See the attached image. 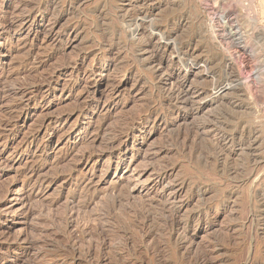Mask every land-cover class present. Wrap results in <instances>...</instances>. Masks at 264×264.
<instances>
[{
	"label": "rangeland",
	"instance_id": "obj_1",
	"mask_svg": "<svg viewBox=\"0 0 264 264\" xmlns=\"http://www.w3.org/2000/svg\"><path fill=\"white\" fill-rule=\"evenodd\" d=\"M152 25L183 50L165 64H197L196 105L162 97ZM0 235V264H264V0H0Z\"/></svg>",
	"mask_w": 264,
	"mask_h": 264
},
{
	"label": "bare ground",
	"instance_id": "obj_2",
	"mask_svg": "<svg viewBox=\"0 0 264 264\" xmlns=\"http://www.w3.org/2000/svg\"><path fill=\"white\" fill-rule=\"evenodd\" d=\"M127 16V15H126ZM128 16H129V14H128ZM147 16V15H146ZM146 16H143L142 18H140L141 20L143 19V21L146 19ZM26 17V16H25ZM133 17H134V19H135V16L133 15ZM123 21H125V22H127L128 20H125V19H123ZM136 21H138L137 20V18H136ZM129 22H133V19L132 18H130L129 19ZM145 23V22H144ZM126 24V23H125ZM152 24V23H151ZM144 24H142V23H140V24H138V28L139 27H142ZM107 26H109V25H107ZM131 26H134V25H131ZM149 26V25H148ZM126 27V26H125ZM137 27V26H136ZM4 28V27H3ZM121 28V27H120ZM152 28H153V25H152ZM121 30H123V29H121ZM125 30V29H124ZM153 30L154 31H157V32H154L153 34L155 35V37H159V41H161V40H164L165 42H164V44L163 45H155V48H154V50L152 51V61H151V64H157V66H158V68H160V74H159V76L160 77H162L163 75H165L166 76V80L164 81V82H167V83H169L171 86V88L168 90V92L167 93H163L164 95L162 96V97H164V98H168L172 103H173V105H174V109H176L177 110V108H178V106H180V107H182V108H188V107H191V106H194V105H196L195 103V99H196V97H197V94H198V91L196 90V88L194 87V84L197 82L194 78H193V76H192V72L194 71V69H195V66L197 65L195 62H186V63H183V64H185V65H183L184 66V69H171V67H170V65H167V64H165V62H164V57H166V55H169V56H173L174 54L177 56L176 57V59H177V62H182L183 60H182V58H181V56H182V52L181 51H183V50H179L178 49V47H177V45L174 43H172L171 41H172V37H171V35H166L165 33H162L161 31H160V29L159 28H157V26H154V28H153ZM163 30V29H162ZM175 32V31H174ZM120 33V32H119ZM119 33H118V35H119ZM126 33V32H125ZM142 34V33H141ZM145 34V33H144ZM149 35L148 34V36H146V34L145 35H143L144 36V43H145V46L146 47H150V46H152V44H153V40H155V39H153L154 38V35ZM129 36V35H128ZM127 36V37H128ZM142 36V35H141ZM143 38V37H142ZM173 40H175V39H173ZM111 41V40H110ZM120 41V40H119ZM142 42V43H143ZM174 42V41H173ZM135 44H137V43H135ZM159 44V43H158ZM118 45V44H117ZM116 45V46H117ZM122 45V44H121ZM30 47V46H29ZM120 47V46H119ZM113 48V47H112ZM139 48V47H138ZM144 48V47H143ZM129 49V48H128ZM188 49V48H187ZM145 50V49H144ZM143 50V51H144ZM147 51H149L148 49H146ZM145 50V51H146ZM173 53V54H172ZM191 53H192V51L191 50H187V52H185V53H183L184 54V56H191ZM4 56V55H3ZM141 57V56H140ZM174 57V56H173ZM172 57V58H173ZM183 57V56H182ZM135 58V57H134ZM139 57H137V59H138ZM151 58V57H150ZM139 60V59H138ZM190 60V59H189ZM207 60V59H206ZM118 62V61H117ZM117 62H116V64H117ZM207 62V61H206ZM26 63V62H25ZM24 63V64H25ZM167 63V62H166ZM180 63H178L177 64V66L180 64ZM119 64H121V63H119ZM137 65V64H136ZM139 65V64H138ZM207 65V64H206ZM63 66V65H62ZM67 66V65H66ZM69 66V65H68ZM67 66V67H68ZM107 67H109L108 65H106ZM148 66H151V65H148ZM156 66V65H155ZM106 67V68H107ZM147 67V66H146ZM145 67V68H146ZM69 68V67H68ZM153 69V68H152ZM156 69V68H155ZM205 69V68H204ZM207 69V68H206ZM152 71V70H151ZM208 72H209V70H207ZM206 71V72H207ZM23 73V72H22ZM204 73V72H203ZM153 75V74H152ZM199 75V74H198ZM158 77V76H157ZM164 77V76H163ZM198 77V76H197ZM200 77V76H199ZM79 78V77H78ZM159 79V78H158ZM164 79V78H163ZM78 80V79H77ZM48 82V81H47ZM77 82V81H76ZM206 83V82H205ZM207 83H208V81H207ZM224 83V82H223ZM226 83V82H225ZM240 83V82H239ZM46 84H49V83H46ZM160 84V83H159ZM164 85H166V84H164ZM221 85V84H220ZM232 85V84H231ZM208 86V85H207ZM224 86V85H223ZM221 86L222 88H219V90L217 91V92H215V94L217 95V97H216V99H218L217 101H212V100H209V101H206L207 102V104L208 103H212L213 105H216V106H219V108H221L222 106H227V107H229L228 105L230 104L229 103V101H228V99H229V97H230V95L228 94H226L225 92L227 91V90H229L230 88H227V87H229V84L227 85V87L226 86ZM188 87V88H187ZM220 87V86H219ZM155 88V87H154ZM162 88V87H161ZM169 88V87H168ZM167 88V89H168ZM187 88V89H186ZM166 90V89H165ZM90 92V91H89ZM166 92V91H165ZM206 92V91H205ZM88 93V92H87ZM161 93V92H160ZM210 93V92H209ZM11 94V93H10ZM15 94V93H14ZM89 94V93H88ZM20 95V94H19ZM22 95V94H21ZM211 96V95H210ZM160 97V96H159ZM14 98V97H13ZM85 98V97H84ZM213 98V97H212ZM214 98H215V96H214ZM228 98V99H227ZM208 99V97H205V98H203L202 100H201V102H203V101H205V100H207ZM197 100V99H196ZM230 100V99H229ZM167 102V101H166ZM165 102V103H166ZM170 102V103H171ZM200 102V103H201ZM168 103V102H167ZM199 103V104H200ZM82 104V103H81ZM80 104V105H81ZM86 104V103H85ZM150 104H151V102H150ZM161 104V103H160ZM202 104V103H201ZM82 106V105H81ZM150 106V105H149ZM151 106H152V104H151ZM171 106V105H170ZM201 106V105H200ZM205 105L203 104V106L202 107H199V108H197V110L196 111H193L192 110V112L191 113H198L199 111L201 112L205 107H204ZM215 106V107H216ZM169 107V106H168ZM179 107V108H180ZM87 107H86V105H84V107H82L81 109H80V111L81 112H83V110L84 109H86ZM154 108V107H153ZM78 109H79V107H78ZM215 110H216V108H214ZM74 110V109H73ZM76 110V109H75ZM149 110H150V108H149ZM165 110V109H164ZM169 110V109H168ZM223 110V109H222ZM13 111V110H12ZM78 111V110H77ZM174 111V110H173ZM75 112V111H74ZM155 112V111H154ZM160 112V111H159ZM167 112V111H166ZM181 112V111H180ZM69 114L70 113H73V112H68ZM149 113V112H148ZM188 114V113H187ZM205 114V113H204ZM76 115V114H75ZM143 115H144V113H143ZM143 115H141V116H143ZM57 117H59V116H57ZM155 117V116H154ZM160 117V116H159ZM61 118H62V116H61ZM139 118V117H138ZM156 118V117H155ZM181 118V117H180ZM185 118V117H184ZM141 119V118H140ZM210 119V118H209ZM135 120H137V119H135ZM135 120H133V123H129V124H134V121ZM155 120V119H154ZM164 121H166V120H164ZM217 121V120H216ZM129 122V121H128ZM137 122V121H136ZM154 122V121H153ZM177 122V121H176ZM13 123V122H12ZM145 123V122H144ZM165 123V122H164ZM207 123H209V121L207 122L206 121V123H203V124H199L197 127H195V129L194 130H196L195 131V133H199V132H203V133H201V134H208V133H210L211 131H214L213 130V127H211L212 125H209V124H207ZM217 123V122H216ZM45 124V123H44ZM210 124H212V123H210ZM220 124V123H219ZM124 125V124H123ZM45 126V125H44ZM218 126V125H217ZM129 127H131V126H128V128L127 127H125V128H127L126 130L124 129L123 130V128L122 127H120V128H122L121 129V131L119 132L118 131V134L120 133L121 134V136H123V137H132L133 139H138L139 137L138 136H136V134L135 135H132L131 134V130H130V128ZM119 128V129H120ZM216 128V127H215ZM219 128V127H218ZM212 129V130H211ZM221 129H222V127H221ZM225 129V128H224ZM227 129V128H226ZM191 130V129H190ZM116 132V131H115ZM188 132V131H187ZM214 133V132H213ZM218 133H219V131H218ZM115 134V133H114ZM204 134V135H205ZM221 134V132L219 133V135ZM117 135V134H116ZM115 135V136H116ZM195 135L196 134H194V136H193V138H195ZM200 135V134H199ZM218 135V136H219ZM222 135V134H221ZM219 136L220 137V139H221V141L222 142H218V148H220L221 149V151H222V154H225V148H226V145H227V139L225 138V135H223V136ZM188 136V135H187ZM226 136H227V134H226ZM118 137V136H117ZM178 138V137H177ZM185 137H183V139H184ZM204 138V137H203ZM203 138H202V140H203ZM228 138V137H227ZM112 139H115V138H112ZM175 139V138H174ZM186 139V138H185ZM191 139V138H190ZM198 139H200V138H198ZM209 139H210V137H209ZM219 139V140H220ZM178 140V139H177ZM177 140H175V141H177ZM181 140V139H180ZM192 141L194 140V139H191ZM229 140H230V138H229ZM120 141V140H119ZM118 141V142H119ZM122 141V140H121ZM170 141V140H169ZM174 141V140H173ZM186 141V140H185ZM184 141V142H185ZM208 141V140H207ZM110 142V145L108 146L109 147V150H110V152H108L107 154H109V155H111L112 154V152L114 151V149H120L121 147H122V144H118V145H116L115 146V142L112 140H110L109 141ZM178 142V141H177ZM184 142L182 143V144H184ZM202 142V141H201ZM203 142H205L204 140H203ZM104 143H106V142H104ZM120 143V142H119ZM107 144H108V142H107ZM176 144V143H175ZM213 144H214V142H213ZM230 144V143H229ZM178 145V144H177ZM176 145V146H177ZM217 144H215V146H216ZM184 146V145H183ZM105 147V146H104ZM107 147V148H108ZM180 147H181V145H180ZM189 147V146H188ZM106 148V147H105ZM165 148V147H164ZM167 148V147H166ZM163 149V150H161V151H158L159 153H162V152H164V150L167 152V151H170L168 148L167 149ZM104 149V148H103ZM182 149V148H181ZM186 149V148H185ZM229 149V148H228ZM227 149V150H228ZM184 150V149H183ZM112 151V152H111ZM173 151V150H172ZM219 153H221L219 150H217ZM104 152H106V149L104 150ZM228 152V151H227ZM217 153V152H216ZM215 153V154H216ZM220 155V154H219ZM225 155H227V154H225ZM107 156V155H106ZM89 157V156H88ZM96 157V156H95ZM223 157V156H222ZM226 157V156H225ZM32 158V157H31ZM40 158V157H39ZM39 158L38 159H36V162H37V160H39ZM86 159V158H85ZM90 159V158H89ZM221 159V158H220ZM41 160V159H40ZM219 160V159H218ZM224 160V159H223ZM213 161V160H212ZM220 161V160H219ZM35 162V163H36ZM33 163V162H32ZM35 163H34V165H32V164H30V165H32V166H30L29 164V166L27 167V173H31V175H34V174H38V172H39V170L41 169V167L42 166H39V165H35ZM38 163H40V162H38ZM210 163V162H209ZM220 163V162H219ZM37 164V163H36ZM41 164V163H40ZM211 164V163H210ZM222 165V164H221ZM211 166V165H210ZM213 166V165H212ZM218 166V165H217ZM220 166V165H219ZM223 166H225V164H223ZM222 166V167H223ZM221 170L222 169H224V168H220ZM218 170V169H217ZM219 171V170H218ZM229 171V170H228ZM229 172H231V171H229ZM236 172V171H235ZM71 173V172H70ZM222 173V172H221ZM227 173V172H226ZM72 174V173H71ZM159 174V173H158ZM70 175V174H69ZM167 175V174H166ZM222 175V174H221ZM223 175H224V173H223ZM227 175H229V174H227ZM230 176V175H229ZM228 176V177H229ZM31 177V176H30ZM156 179V181L158 182V183H161V182H163L164 181V176L163 175H161L160 174V176H157V178H155ZM116 187V186H115ZM120 188H121V186H120ZM112 189V188H111ZM114 189V188H113ZM123 190H126L125 188H122ZM118 191H119V188L117 189ZM116 190V191H117ZM128 190V189H127ZM121 191V190H120ZM114 192V191H113ZM113 192H112V194H113ZM122 193V192H121ZM121 193H120V195H121ZM119 194V193H118ZM174 195V194H173ZM109 196H111L112 197V195H110L109 194ZM108 196V197H109ZM120 197V196H119ZM117 197V195H113V197L112 198H110V200H108V203L106 204V206H104L103 208H104V213H105V211H106V214H110V213H112V211L116 208V207H118L119 206V204L121 203V201H122V197ZM129 197V196H128ZM132 197V196H131ZM84 199L86 198V197H83ZM224 198V197H223ZM125 200V199H124ZM82 201V200H81ZM93 202V201H92ZM91 201H88V202H86V203H82L80 206H79V210L78 211H80V212H83V215H84V211L89 207V205L92 203ZM124 202V201H123ZM92 205V204H91ZM71 207V206H70ZM69 207V208H70ZM123 207V206H122ZM121 207V208H122ZM41 208V207H40ZM44 208V207H43ZM102 208V209H103ZM71 209V208H70ZM70 209H68V210H70ZM74 209V208H73ZM78 209V208H77ZM208 209V208H207ZM119 210V209H118ZM42 211V210H41ZM71 211V210H70ZM126 211V210H125ZM132 211H133V209H132ZM135 211V210H134ZM165 211L166 210H164V213H163V219H164V225H168V227L170 226V228L172 227V226H175L176 228L178 227V226H183V224L182 223H180V222H178V221H176L175 219H173L174 217L173 216H171L172 217V220H170L171 219V217H170V219H169V215H167L166 213H165ZM36 212V211H35ZM43 212V211H42ZM79 212V213H80ZM87 212V211H86ZM86 212H85V214H86ZM114 212H115V210H114ZM123 212V211H122ZM121 212V213H122ZM141 212V211H140ZM169 212V211H168ZM167 212V213H168ZM33 213V212H32ZM116 213H117V211H116ZM120 213V214H121ZM136 213H137V211H136ZM174 213V212H173ZM40 214V213H39ZM38 214V215H39ZM44 214V213H43ZM81 214V213H80ZM140 214V213H139ZM142 214H143V212H142ZM169 214H172V212H169ZM34 215H37L36 213L34 214ZM37 215V216H38ZM108 215H106L107 217H108ZM119 215V214H118ZM122 215L124 216V214L122 213ZM134 215V214H133ZM173 215V214H172ZM175 215V214H174ZM42 216V215H41ZM119 216H121V215H119ZM119 216H118V218H119ZM139 216V215H138ZM43 217V216H42ZM41 217V218H42ZM106 217V218H107ZM140 217H141V215H140ZM39 218H40V215H39ZM84 218H86L85 216H84ZM112 218H113V215H112ZM111 218V219H112ZM143 218V217H142ZM43 219V218H42ZM50 219V218H49ZM109 219V218H108ZM139 220H140V218H138ZM116 220V219H115ZM138 220V221H139ZM143 221L145 220V219H142ZM147 220H149V219H147ZM50 221V220H49ZM56 221V220H55ZM61 221V220H60ZM118 221H119V219H118ZM117 221V222H118ZM142 221V222H143ZM50 222H54V221H50ZM63 222V221H62ZM101 222V221H100ZM140 222V221H139ZM109 224V223H108ZM140 224V223H139ZM144 224H145V222H144ZM148 224V223H147ZM163 224H162V227H163V229H164V227L165 226H163ZM188 224V222H186L184 225H187ZM43 225H45V223L43 224ZM43 225H41V226H43ZM56 225V224H55ZM54 225V226H55ZM59 225V224H58ZM137 225H138V223H137ZM40 226V225H39ZM39 226H38V228H39ZM143 226V225H142ZM141 226V227H142ZM45 227V226H44ZM46 227H50V226H46ZM53 227V226H52ZM61 227V225L59 226V228ZM66 226H64V228H65ZM101 227H102V225H101ZM140 227V226H139ZM140 227V228H141ZM144 227V226H143ZM57 228V227H56ZM62 228H63V225H62ZM138 228V227H137ZM183 228V227H182ZM42 229V228H41ZM49 229V228H48ZM67 229V228H66ZM65 229V230H66ZM96 229V228H95ZM97 229H99V228H97ZM139 229V228H138ZM166 229V228H165ZM178 229H179V227H178ZM38 230V229H37ZM36 230V231H37ZM43 230V229H42ZM59 230V229H58ZM170 230V229H169ZM177 230V229H176ZM40 231V230H39ZM44 231V230H43ZM60 231V230H59ZM86 232V231H85ZM99 232V231H98ZM53 233V232H52ZM89 233V232H88ZM88 233H86V234H88ZM93 233V232H92ZM181 233V232H180ZM4 234V233H3ZM95 234H97V233H95ZM52 235V234H51ZM54 235V234H53ZM64 235V234H63ZM62 235V236H63ZM90 235V234H89ZM94 235V234H93ZM1 236V235H0ZM97 236H99V233H98V235ZM102 236V235H101ZM5 237V236H4ZM29 237V236H28ZM55 237V236H54ZM87 237V236H86ZM85 237V238H86ZM7 238V237H6ZM82 238V237H81ZM97 238V237H96ZM5 239V238H4ZM3 239V240H4ZM25 239V238H24ZM29 239V238H28ZM27 239V240H28ZM57 239H58V237H57ZM84 239V238H83ZM98 239V238H97ZM175 239V238H174ZM33 240V239H32ZM56 240V239H55ZM59 240V239H58ZM103 240V239H102ZM0 241H2L1 239H0ZM34 241H36V240H34ZM42 241V240H41ZM86 241V240H85ZM96 241V240H95ZM22 242V241H21ZM38 242V241H37ZM27 243V242H26ZM36 243V242H35ZM43 243H44V241H43ZM80 243V242H79ZM82 243V242H81ZM89 243V242H88ZM87 243V244H88ZM91 243V242H90ZM98 243V242H97ZM103 243V242H102ZM105 243V242H104ZM23 244V243H22ZM86 243H83V244H81V245H85ZM28 245H29V247L31 248V246L30 245H32V242H29L28 243ZM38 245V244H37ZM40 245V244H39ZM78 245V244H77ZM90 245H92V244H90ZM95 245V244H94ZM33 246V245H32ZM96 247H97V244L95 245ZM94 246V247H95ZM36 247V246H35ZM74 247V246H73ZM72 247V248H73ZM90 247V246H89ZM88 247V248H89ZM91 248H93V245H92V247H90L89 249H91ZM99 247H97L96 249L97 250H99L98 249ZM33 249H34V246H33ZM76 248H74V250H75ZM88 249V250H89ZM94 249V248H93ZM59 250H61V248L59 249ZM63 250H65V248H63ZM87 250V251H88ZM95 250V249H94ZM97 250H95V251H97ZM28 251H29V249H28ZM27 251V252H28ZM76 251V250H75ZM27 252H26V254H27ZM89 253H90V256L92 255V252H91V250L90 251H88ZM88 252H86V253H88ZM59 253H62L63 255H64V257L65 256H67V255H70L71 254V256H69L70 258L72 257V256H74V254H75V252L74 251H71L70 253H69V248H68V252L67 251H64V252H62V250H61V252H59ZM58 253V254H59ZM85 253V254H86ZM97 253V252H96ZM80 254H81V252H80ZM94 254V253H93ZM31 255V254H30ZM63 255H61L62 257H63ZM84 255V254H83ZM82 255V256H83ZM98 255V254H97ZM79 256V255H78ZM77 256V257H78ZM28 257V256H27ZM68 257V258H69ZM75 257V256H74ZM76 257V258H77ZM84 258H85V256H83ZM95 257H96V255H95ZM67 258V259H68ZM69 258V259H70ZM81 258V256L79 257V259ZM65 259V258H64ZM92 259H94V257L92 258ZM76 260V259H75ZM81 260H82V258H81ZM82 261H85V259H83ZM86 261H87V259H86ZM85 261V262H86ZM92 262V261H91ZM19 263V262H18ZM79 263V262H78ZM81 264V263H80ZM85 264H87V262L85 263Z\"/></svg>",
	"mask_w": 264,
	"mask_h": 264
}]
</instances>
